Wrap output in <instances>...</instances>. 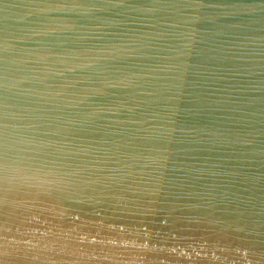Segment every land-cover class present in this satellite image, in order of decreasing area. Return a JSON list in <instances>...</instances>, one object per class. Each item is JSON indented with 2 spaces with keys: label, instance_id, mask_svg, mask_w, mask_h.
<instances>
[{
  "label": "water",
  "instance_id": "95a60500",
  "mask_svg": "<svg viewBox=\"0 0 264 264\" xmlns=\"http://www.w3.org/2000/svg\"><path fill=\"white\" fill-rule=\"evenodd\" d=\"M0 264H264V0H0Z\"/></svg>",
  "mask_w": 264,
  "mask_h": 264
}]
</instances>
